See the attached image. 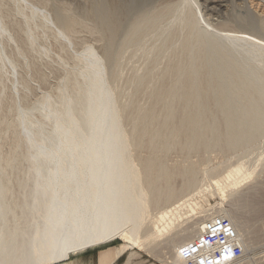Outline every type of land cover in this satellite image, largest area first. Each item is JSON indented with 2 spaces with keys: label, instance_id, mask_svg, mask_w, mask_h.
Instances as JSON below:
<instances>
[{
  "label": "bare ground",
  "instance_id": "bare-ground-1",
  "mask_svg": "<svg viewBox=\"0 0 264 264\" xmlns=\"http://www.w3.org/2000/svg\"><path fill=\"white\" fill-rule=\"evenodd\" d=\"M119 1L115 14L102 0L86 14L77 0H11L21 40L12 15L0 18L15 44L0 43V88L4 66L14 75L32 54L49 58L36 30L66 51L51 88L28 99L17 80L11 118L0 116V264H59L114 240L110 263L130 246L156 257L165 233L176 249L163 262L187 264L180 250L203 230L192 221L209 189L237 191L234 178L264 169L262 16L247 0ZM78 31L99 44L71 51ZM212 153L232 160L203 169ZM263 202L264 188L235 205L260 215Z\"/></svg>",
  "mask_w": 264,
  "mask_h": 264
},
{
  "label": "rangeland",
  "instance_id": "rangeland-1",
  "mask_svg": "<svg viewBox=\"0 0 264 264\" xmlns=\"http://www.w3.org/2000/svg\"><path fill=\"white\" fill-rule=\"evenodd\" d=\"M78 1H79V3H78ZM97 1H99V4L101 5V0H82V1L77 0V2L72 3L70 5V7L73 6L72 8L75 7L76 9L78 8L79 10H82V11L84 10L83 13L87 12L86 14H89V13H91L90 12L91 9L94 10V8H95L94 4ZM8 2H9V4H8ZM110 3H112V4H110ZM119 3H120L119 0H107V1L102 0V4H105V5L109 4V7H108V5H107V7L110 8L114 14H115V11L117 10V8H115V7H118ZM3 4H6L5 5L6 7ZM82 4L86 5V6H84V9L82 7L83 6ZM0 5H1L0 6V8H1L0 9L1 10L0 11V18H1V20L3 19L2 21L4 23L6 21L8 22L9 19L13 20L12 17H14V16H17L19 18L18 19L17 17L16 18L14 17L15 19L13 21L10 20L9 23H6V24H10V22H11V24L13 23V25H16V23H17L16 29L18 31L17 30L14 31L16 26H14V29L11 26V28L13 29V30L12 29L11 30L14 33H17L20 31L19 34H21V35H19L17 33V34H15V36L18 37V39L20 38L19 40H21L23 33L21 30L22 29L21 25L19 23L20 16L16 15L13 11H11L12 10L11 0H6V1L0 0ZM236 5H239V2H237ZM90 6H91V9H90ZM93 6H94V8H93ZM247 6H248V8H251L250 10L254 14H256L257 16H262V19H264V0H262V2L257 1V0H247ZM85 7H87L88 9H85ZM113 7H114L115 11H113L114 10V9H112ZM239 7L236 6L233 8V10L235 12H237L240 10ZM4 10H7V13H5L6 11H4ZM3 12L5 13V15L7 14V16H8V17L6 16L7 18H9L11 15H12V17H10L8 20H6L7 18H5V15L3 14ZM10 13H12V14H10ZM88 20H90V19H88ZM201 24L203 26H205L203 21H201ZM52 30L54 32L53 26H52ZM209 30H211V29L209 28ZM38 31L36 30V34L38 35L39 40H41L40 42L45 44L49 48V52H51V53H49V58L45 57L47 60L44 57H42L40 59V56H38L37 54H35V55L32 54V56L29 58L28 64L25 65L21 62L20 67H18V70L14 75L12 72H10V69L8 68V66H4L3 72H2V84H1V88H0V90L2 92V101L0 103L1 104V109H0V116L1 117H5V118L7 117L9 119L11 118V115H12L11 114V104H12L13 100L15 99V96L20 91L19 84L17 83V80L20 79V80H23L26 82V84L29 87V93H28L27 97H28V99H31V98L35 97L36 95L43 93L45 91V89L51 88V86H53L56 83V81L59 79V77H61V75H62V73H61L62 71L60 70L61 68H59L56 65L57 64L56 60L58 58H60L61 56L63 57V55L64 56L66 55L65 54L66 51L63 48H61L62 47L61 41L56 40V38L51 34H46V36H45V34L42 32V30H38ZM84 32L78 31V33H76L77 36H74L77 38L76 39L71 38V41L73 40L72 42H74V43L71 42L72 43V45L70 46L71 51L78 49L77 47H80V44L82 45L84 43V40H87L86 37L91 38V39H89L90 41L96 39V35H94L95 33H92L90 31H89L90 33L85 32L88 34L87 35V34H84ZM80 33H82V34H80ZM39 34H41V35H39ZM78 37H80V38H78ZM84 37H85V39H84ZM79 39H80V41H79ZM75 40L77 42H79L80 44L76 43ZM92 42L94 44H99V42L91 41V43ZM0 43L5 46L7 53H9V52L11 53V51L13 52V48L15 47V44H13L12 42H8L6 38H0ZM77 44H78V46H77ZM52 59H54V60H52ZM14 85L16 86V94H14V92H13L14 90H12L14 88ZM18 95H20V93ZM4 137H5V141H4L3 149L5 150L7 147L8 139L10 137V133H6ZM231 160H232L231 155H219L217 153H212L211 161L208 163L207 166L203 165L202 168L203 169L206 168V170H207V168L209 169L212 166L215 167V165L217 166L218 164L225 163L226 161H231ZM263 161H264V159H263ZM225 175H226V173H224L223 175H218L215 178V180H219L222 177H224ZM232 181L236 182L234 184H237L236 186H238L237 191H236V189L234 190L231 187L230 188L234 191H231V189L228 191L229 188H226L227 190L225 189L226 191L221 196L215 188L209 189V192L206 195L207 196L206 202L207 201L208 202L206 204H203L204 207L201 210L198 209V211L195 213V215L198 214L202 217L196 216V219H195V215H193L194 219L192 217L191 218L195 221H192V222L199 223L200 220L205 219L203 222V223H205L212 218L223 219L224 221L228 222L229 225L231 226V228L234 230V232L236 234V238H237L236 239L237 244L239 245V247L242 250L241 258H239L236 261L229 263V264H264V209L262 210V213L260 215L245 214L244 212L240 211V209L237 205H235V201L237 200V196L239 194L244 195L249 191L254 192V193H260L261 190H263V188H264V169L261 170L260 172H258V174H255L254 177L252 175L248 180L242 181L241 176L239 175L236 178H234V180H232ZM208 182L211 183L212 180L208 179ZM229 182H230L229 180H225V182L223 183L222 186H224L225 184H228ZM202 196H203L202 193H200L199 195H196V197H198V198L202 197ZM210 197L211 198L213 197V198L211 199ZM202 202H203V200L201 201V203ZM181 203H183V201L179 200L178 204H181ZM263 204H264V202H263ZM203 209H206V212H203V211H205ZM184 210H186V208H184ZM184 210H181L180 213L183 214ZM207 211H209V212H207ZM205 213H207V214H205ZM194 228L198 229L200 227L196 226ZM252 230L256 231V233L255 234L251 233ZM165 234L163 236L158 237V239H157L158 246L155 249V253L157 254L156 257L153 256L151 252L146 253V252L141 251L138 248L130 246V248L115 263L116 264H165L163 262V258L169 259L170 254L176 249L171 243L165 241V239L168 236V235L165 236ZM162 238H163V240H162ZM120 245H122L121 241L114 240V241H110L108 243H105V245L104 244L100 245V246H98L94 249L88 250L86 252L92 251L94 254H96V253H99L100 251H107V250L115 249V248L119 247Z\"/></svg>",
  "mask_w": 264,
  "mask_h": 264
},
{
  "label": "built area",
  "instance_id": "built-area-1",
  "mask_svg": "<svg viewBox=\"0 0 264 264\" xmlns=\"http://www.w3.org/2000/svg\"><path fill=\"white\" fill-rule=\"evenodd\" d=\"M180 251L187 264H229L241 257L231 226L220 218L205 222L201 234Z\"/></svg>",
  "mask_w": 264,
  "mask_h": 264
},
{
  "label": "crops",
  "instance_id": "crops-1",
  "mask_svg": "<svg viewBox=\"0 0 264 264\" xmlns=\"http://www.w3.org/2000/svg\"><path fill=\"white\" fill-rule=\"evenodd\" d=\"M112 262V249L94 254L92 251L72 256L67 261L59 264H116Z\"/></svg>",
  "mask_w": 264,
  "mask_h": 264
}]
</instances>
